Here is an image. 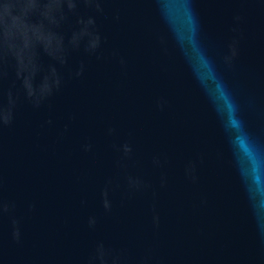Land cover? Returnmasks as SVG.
<instances>
[{
	"label": "water",
	"instance_id": "water-1",
	"mask_svg": "<svg viewBox=\"0 0 264 264\" xmlns=\"http://www.w3.org/2000/svg\"><path fill=\"white\" fill-rule=\"evenodd\" d=\"M0 264H264V0H0Z\"/></svg>",
	"mask_w": 264,
	"mask_h": 264
}]
</instances>
